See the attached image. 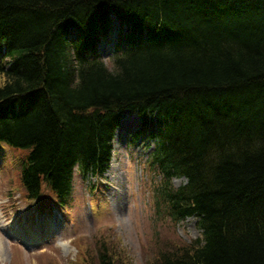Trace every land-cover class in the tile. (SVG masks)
<instances>
[{
    "label": "trees",
    "instance_id": "16d2710c",
    "mask_svg": "<svg viewBox=\"0 0 264 264\" xmlns=\"http://www.w3.org/2000/svg\"><path fill=\"white\" fill-rule=\"evenodd\" d=\"M126 111L155 116L157 209L202 234L152 264H264V0H0V143L29 151L30 199L100 177ZM106 243L95 264H129Z\"/></svg>",
    "mask_w": 264,
    "mask_h": 264
},
{
    "label": "rangeland",
    "instance_id": "374dc122",
    "mask_svg": "<svg viewBox=\"0 0 264 264\" xmlns=\"http://www.w3.org/2000/svg\"><path fill=\"white\" fill-rule=\"evenodd\" d=\"M126 34L127 27L112 18L107 38L98 45V55L110 69L112 46ZM154 118L148 120L155 121ZM123 119L129 121V127L119 125L114 131L105 179L95 190L94 181H82L75 172L70 209L64 211L50 206L53 197L47 191L42 195L43 205L27 200L20 169L13 168L14 162L19 166L27 152L0 150V222L5 225L4 230L0 228L4 244L0 264H72L78 255L87 260L86 264H95L103 240L113 249H123L129 264H152L163 249L176 250L201 239L194 218L173 225L165 212L156 208L154 191L161 179L149 163L154 140L146 136L133 142L131 135L140 126L138 120L128 113L120 123ZM155 128L154 122L148 132ZM184 184V179L173 180L176 188ZM9 194L13 200L5 198ZM114 199H121L120 208L114 209ZM40 206L52 207L51 213L44 214L48 211L41 212Z\"/></svg>",
    "mask_w": 264,
    "mask_h": 264
},
{
    "label": "bare ground",
    "instance_id": "6f19581e",
    "mask_svg": "<svg viewBox=\"0 0 264 264\" xmlns=\"http://www.w3.org/2000/svg\"><path fill=\"white\" fill-rule=\"evenodd\" d=\"M114 22V21H113ZM71 36V35H70ZM128 120H122L121 121V124H120V127L121 128H124V127H127L128 126ZM129 127V126H128ZM112 202H113V205H114V209L116 208V207H118V208H120V205H121V199L120 200H112ZM0 228H2L3 230H4V224L2 223V222H0ZM0 243H1V245H2V248L0 247V256H1V253L2 252H4V244H3V242L2 241H0Z\"/></svg>",
    "mask_w": 264,
    "mask_h": 264
}]
</instances>
